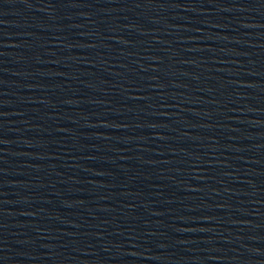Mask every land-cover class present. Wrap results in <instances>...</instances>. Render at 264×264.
I'll return each mask as SVG.
<instances>
[{"label": "water", "instance_id": "obj_1", "mask_svg": "<svg viewBox=\"0 0 264 264\" xmlns=\"http://www.w3.org/2000/svg\"><path fill=\"white\" fill-rule=\"evenodd\" d=\"M0 264H264V0H0Z\"/></svg>", "mask_w": 264, "mask_h": 264}]
</instances>
